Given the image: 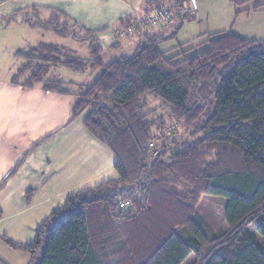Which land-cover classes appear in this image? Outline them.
Returning <instances> with one entry per match:
<instances>
[{
	"label": "trees",
	"instance_id": "obj_1",
	"mask_svg": "<svg viewBox=\"0 0 264 264\" xmlns=\"http://www.w3.org/2000/svg\"><path fill=\"white\" fill-rule=\"evenodd\" d=\"M48 12L32 7L19 17L86 43L89 55L39 42L15 52L22 64L13 81L75 94L70 120L87 110L83 125L115 155L118 177L71 193L32 244L5 242L29 252L30 264H180L191 252V264H264V241L248 229L253 223L264 236V39L204 33V46L192 54L183 49L190 41L162 50L161 40L145 39L131 55L105 63L93 31ZM191 18L177 15L163 40ZM17 19L11 13L0 24ZM51 67L100 73L75 84L49 78ZM147 95L161 99L170 123L146 109ZM202 194L226 198L225 232L208 235L200 225Z\"/></svg>",
	"mask_w": 264,
	"mask_h": 264
},
{
	"label": "crops",
	"instance_id": "obj_2",
	"mask_svg": "<svg viewBox=\"0 0 264 264\" xmlns=\"http://www.w3.org/2000/svg\"><path fill=\"white\" fill-rule=\"evenodd\" d=\"M177 1L0 0V18L18 13L17 20L0 24V264H30L32 256L29 252L8 245L4 239L19 245L32 244L38 226L71 193L118 177L115 155L83 125L87 110L70 120L78 101L75 94L44 89L42 83L24 86L13 81L14 71L22 64L15 52L45 42L37 36L39 28L20 19V14L32 7L38 8L43 17L48 16V11H57L93 31L101 54L112 52L116 55L117 51L112 50L123 48V45L124 49L129 46L128 50H135L145 39L161 40L159 48L168 47L162 50L175 46L173 41L177 40L179 32L193 28L187 22L197 19V8L190 15L181 14L193 18L183 21L176 36L165 41L163 39L172 35L177 21L181 20L172 19L163 26L137 31L133 35L121 31L125 23L135 20L144 10L172 8ZM184 2L181 0L177 7ZM39 30L59 37L51 31ZM123 37L127 40L122 44L120 39ZM46 43L54 42L51 39ZM82 48L83 57H87V44L83 43ZM64 69L67 68L51 67L48 77L86 84L56 78L65 72ZM87 71L98 70L86 68L76 72ZM30 191L32 194L27 200Z\"/></svg>",
	"mask_w": 264,
	"mask_h": 264
},
{
	"label": "rangeland",
	"instance_id": "obj_3",
	"mask_svg": "<svg viewBox=\"0 0 264 264\" xmlns=\"http://www.w3.org/2000/svg\"><path fill=\"white\" fill-rule=\"evenodd\" d=\"M186 1L188 0H185V2ZM195 2L197 5L196 11L199 12V20L197 17L196 20L188 21L187 25L190 24L193 28L187 32L182 30L181 32H179L177 40L175 39V41H173L174 44H178L186 40H192L188 45L183 47V49L191 47V50L188 52V54H192L193 52L201 49L204 46L206 37L204 36L201 38H197L196 36H198V34L200 35L204 33H212L219 30H230L248 39H264V5L262 8L256 10L250 9L256 3H264V0H196ZM175 18L176 17H174L173 20ZM36 32L37 36H40L39 40L49 42L52 39L54 43H61V45H64V47H67L68 49L74 51V54L83 57V42L72 38L63 39L59 37H53V34L44 32L39 29H37ZM42 35L44 36L42 37ZM126 40L127 38L123 37L120 39V42H122L123 44V42H126ZM165 48L168 47H166L165 45L160 47V49ZM128 49L129 46H126V49H124L123 45V48L112 50L117 51L116 55H112V52H103L101 54L102 60L104 62H109L111 60H114L115 58L117 59L120 56L131 55L134 51V48L130 50ZM63 71L65 72L57 75L59 77L56 78L84 83L89 82L91 78L100 73L99 70L94 72H76L70 69H64ZM28 75L29 72L24 73L21 76L20 80L23 81ZM146 102V109H152L153 111H151V113L153 112V115L160 114L166 119L164 120L167 123H170L171 120L169 121L168 119L167 108L161 104V99H155L152 96L147 95ZM175 128L178 131L177 135L182 133L180 126L177 125L174 127V129ZM226 202V198L219 195L202 194L200 196L199 201L196 205V211L201 220L200 225L208 235H218L229 229L228 224L224 218ZM248 229L251 234L256 236L258 243L264 241V236H261L257 233L253 223L249 225ZM195 256L196 255L194 254V252H191L180 264H191L194 261Z\"/></svg>",
	"mask_w": 264,
	"mask_h": 264
},
{
	"label": "built area",
	"instance_id": "obj_4",
	"mask_svg": "<svg viewBox=\"0 0 264 264\" xmlns=\"http://www.w3.org/2000/svg\"><path fill=\"white\" fill-rule=\"evenodd\" d=\"M180 6H181L180 8L172 7V8L146 9L142 12V14L139 17H137L135 20H131L126 26H124L121 33L132 34L137 31L153 29L155 27L163 26L164 24L170 22L177 15L191 14L197 8L195 0H188ZM149 145H152V143H150Z\"/></svg>",
	"mask_w": 264,
	"mask_h": 264
},
{
	"label": "bare ground",
	"instance_id": "obj_5",
	"mask_svg": "<svg viewBox=\"0 0 264 264\" xmlns=\"http://www.w3.org/2000/svg\"><path fill=\"white\" fill-rule=\"evenodd\" d=\"M192 14V13H191ZM185 15H190V14H185Z\"/></svg>",
	"mask_w": 264,
	"mask_h": 264
}]
</instances>
